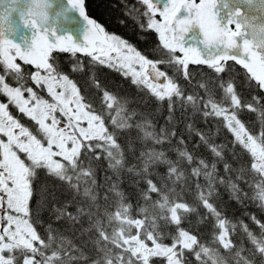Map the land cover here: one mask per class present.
<instances>
[{
  "label": "snow or ice",
  "instance_id": "1",
  "mask_svg": "<svg viewBox=\"0 0 264 264\" xmlns=\"http://www.w3.org/2000/svg\"><path fill=\"white\" fill-rule=\"evenodd\" d=\"M122 5L0 0V264H264V0Z\"/></svg>",
  "mask_w": 264,
  "mask_h": 264
},
{
  "label": "trees",
  "instance_id": "2",
  "mask_svg": "<svg viewBox=\"0 0 264 264\" xmlns=\"http://www.w3.org/2000/svg\"><path fill=\"white\" fill-rule=\"evenodd\" d=\"M85 2L87 14L103 26L106 32L116 34L126 39L141 51L142 54H145L149 58H154L151 48L156 39L155 35L149 34L147 40L143 39L136 24L125 15L122 0H85ZM120 21H126V23L121 24ZM138 36L140 38H138ZM59 55L65 66L70 63V57L71 59H75L70 53H61ZM77 56L86 59L83 58L81 54H77ZM190 67L193 66L190 65ZM89 73H91L92 76H98L101 82H106L109 86L115 87L117 91L122 93H130L133 91V86L128 82V78L122 75V72L116 69H110L107 66H100L99 68L91 67L85 69L82 73H74V79L79 82L82 88H87L86 82L90 78ZM87 90L89 92L92 91L91 88ZM224 199L227 200V196H225ZM226 210L230 217L239 216L242 211L241 208L233 204H228ZM250 211L255 212L256 210L252 208ZM41 215L43 219L47 221V214L42 213Z\"/></svg>",
  "mask_w": 264,
  "mask_h": 264
},
{
  "label": "water",
  "instance_id": "3",
  "mask_svg": "<svg viewBox=\"0 0 264 264\" xmlns=\"http://www.w3.org/2000/svg\"><path fill=\"white\" fill-rule=\"evenodd\" d=\"M60 2L66 4V0H60ZM86 11H87V10H86ZM89 17H90V16H89ZM90 18H92V17H90ZM92 19H93V18H92ZM76 20L78 21V23L73 24V25H70V27L73 28V30H74V35H76L77 39H82V37L80 36V33H79L78 29L82 28V27L84 26V23H85V22H84L80 17H78V16L76 17ZM101 35H102V34H101ZM78 54L83 55L82 53H78Z\"/></svg>",
  "mask_w": 264,
  "mask_h": 264
},
{
  "label": "flooded vegetation",
  "instance_id": "4",
  "mask_svg": "<svg viewBox=\"0 0 264 264\" xmlns=\"http://www.w3.org/2000/svg\"><path fill=\"white\" fill-rule=\"evenodd\" d=\"M0 102H3V98L2 97H0ZM12 111H13V114L15 116H18L21 119L22 122L28 123V121L21 114H19L18 112H15V110H12Z\"/></svg>",
  "mask_w": 264,
  "mask_h": 264
},
{
  "label": "rangeland",
  "instance_id": "5",
  "mask_svg": "<svg viewBox=\"0 0 264 264\" xmlns=\"http://www.w3.org/2000/svg\"><path fill=\"white\" fill-rule=\"evenodd\" d=\"M131 75V73H129Z\"/></svg>",
  "mask_w": 264,
  "mask_h": 264
}]
</instances>
